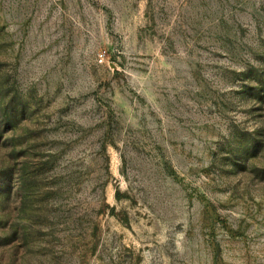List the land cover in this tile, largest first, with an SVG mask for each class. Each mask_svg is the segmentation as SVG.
Listing matches in <instances>:
<instances>
[{
	"label": "rangeland",
	"instance_id": "374dc122",
	"mask_svg": "<svg viewBox=\"0 0 264 264\" xmlns=\"http://www.w3.org/2000/svg\"><path fill=\"white\" fill-rule=\"evenodd\" d=\"M0 264H264V0H0Z\"/></svg>",
	"mask_w": 264,
	"mask_h": 264
}]
</instances>
